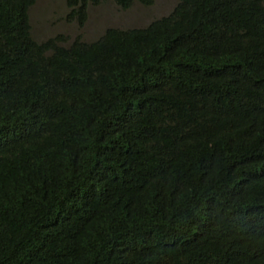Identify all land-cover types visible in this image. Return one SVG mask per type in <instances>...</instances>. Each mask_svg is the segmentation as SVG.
<instances>
[{
  "label": "trees",
  "instance_id": "trees-1",
  "mask_svg": "<svg viewBox=\"0 0 264 264\" xmlns=\"http://www.w3.org/2000/svg\"><path fill=\"white\" fill-rule=\"evenodd\" d=\"M37 1L0 0V264H264V0L69 47Z\"/></svg>",
  "mask_w": 264,
  "mask_h": 264
},
{
  "label": "rangeland",
  "instance_id": "rangeland-1",
  "mask_svg": "<svg viewBox=\"0 0 264 264\" xmlns=\"http://www.w3.org/2000/svg\"><path fill=\"white\" fill-rule=\"evenodd\" d=\"M179 0H153L151 6L133 2L129 10L122 9L113 0L100 4H88L87 20L79 27L77 20H69L70 9L67 0H38L29 12L32 37L38 43H45L59 37L66 38L69 47L79 39L84 43L98 41L111 29H142L152 21L170 15Z\"/></svg>",
  "mask_w": 264,
  "mask_h": 264
},
{
  "label": "clouds",
  "instance_id": "clouds-1",
  "mask_svg": "<svg viewBox=\"0 0 264 264\" xmlns=\"http://www.w3.org/2000/svg\"><path fill=\"white\" fill-rule=\"evenodd\" d=\"M113 1H115V0H113ZM153 1V0H152ZM102 2V1H101ZM100 2V3H101ZM116 2V1H115ZM133 2H138L139 4H141V2L140 1H138V0H131V5L128 7V8H124L122 5H119L117 2V4L122 8V9H124V10H129L130 8H131V6H132V4H133ZM99 3V4H100ZM91 4V3H90ZM141 5H143V4H141ZM143 6H145V5H143ZM151 6V5H150ZM146 7H148V6H146ZM165 17V16H164ZM160 19V18H159ZM157 20V19H156ZM155 21V20H154ZM152 23H153V21H152ZM151 24V23H150ZM149 24V25H150ZM149 25L147 26V27H145V28H142V29H129V30H144V29H146V28H148L149 27ZM129 30H120V31H129Z\"/></svg>",
  "mask_w": 264,
  "mask_h": 264
}]
</instances>
